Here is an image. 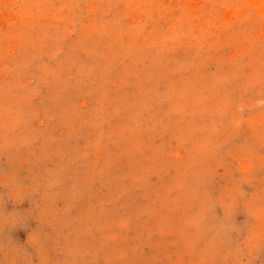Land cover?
<instances>
[{"label":"rangeland","instance_id":"1","mask_svg":"<svg viewBox=\"0 0 264 264\" xmlns=\"http://www.w3.org/2000/svg\"><path fill=\"white\" fill-rule=\"evenodd\" d=\"M0 264H264V0H0Z\"/></svg>","mask_w":264,"mask_h":264}]
</instances>
